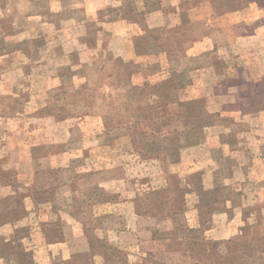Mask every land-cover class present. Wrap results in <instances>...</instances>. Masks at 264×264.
Here are the masks:
<instances>
[{
    "label": "crops",
    "instance_id": "1",
    "mask_svg": "<svg viewBox=\"0 0 264 264\" xmlns=\"http://www.w3.org/2000/svg\"><path fill=\"white\" fill-rule=\"evenodd\" d=\"M111 1L0 0V264H24V252L34 264H66L91 252L94 238L137 254L138 264H173L159 235L172 219L141 205L139 180L111 153L130 141L124 126H108L124 107L127 56L130 84L177 69L189 84L171 106L199 98L217 106L219 128L194 146L200 158L178 162L217 190L206 236L237 237L249 213L264 222V7L226 25L212 12L190 18L184 49L170 56L164 45L116 46V30L97 20ZM147 1L134 4L145 10ZM186 3L161 0L178 12ZM175 14L164 15L167 29L181 22ZM220 62L241 79H226Z\"/></svg>",
    "mask_w": 264,
    "mask_h": 264
},
{
    "label": "trees",
    "instance_id": "2",
    "mask_svg": "<svg viewBox=\"0 0 264 264\" xmlns=\"http://www.w3.org/2000/svg\"><path fill=\"white\" fill-rule=\"evenodd\" d=\"M210 3L213 14L216 15L227 11V8H229L228 5L227 7H222L213 0ZM234 4L239 6L240 2ZM260 6L264 7V3L260 4ZM129 7H132L131 11L142 14L147 9H150L151 6L148 0L145 10H139L134 2ZM188 20L187 18H182V25L164 32L165 35H162V37L165 39L163 41L159 37H153L151 30L138 37L137 40L142 41L145 38L143 36L149 35L151 40L156 41L154 45L150 44L149 47L164 45L170 56L179 54L184 49V42L187 39L186 32H182L181 27ZM176 34L179 35V40L175 37ZM171 42L173 45L170 44ZM149 47L142 48L136 45L135 49L137 53H144ZM119 63L123 68L120 72V80L127 86L125 102L124 107L117 112L118 114L115 118L110 120L108 126H124L130 136L129 145L140 156L162 158L164 163L178 161L181 149L185 146L197 144L201 140L205 133V126L213 124L215 113L209 114L206 112L205 99L203 98L183 100L178 102L175 107L170 105L171 101L179 98L178 90L189 84V80L183 71L173 69L169 72L170 78L159 81H145L142 84H130L129 78L134 71L133 62H125L120 59ZM173 77L176 78L173 79ZM162 191L164 195L159 197L156 196L157 191L144 192L140 198L141 205H145L147 211L153 213L160 220L172 219L173 228L159 234L164 239L169 240L168 252L179 253L183 256L188 255L189 264H202L200 259H208L210 255H213L211 253L213 251L211 247L204 248L206 243L194 242V237L190 236V233L197 230L188 226L187 222L181 217L187 206L184 197V187L182 185L177 187L175 192L172 187L163 188ZM179 199L180 203L178 202ZM217 200L216 189H203V193L199 194L197 208L199 209V220L204 230L210 225L212 212L215 209ZM156 205H160L161 210H156ZM257 218L260 234L264 237L263 216L257 215ZM247 223L248 221L241 228V233L237 237L213 241V246L215 243H221L222 241L227 245L228 254H236L235 257L230 259H228L230 255L225 256L223 258L224 264H239V260L237 261L238 256L256 251L254 244L253 246L250 245V250L247 246L238 244L241 239L247 236ZM96 247L104 248L108 258L112 256L113 252L123 254L124 257L120 259L123 264H127V257H125L128 254L127 251L120 250L98 238L92 240L91 252L80 254L76 258L91 260L92 257L90 255L93 254ZM205 250L208 253L205 254ZM23 256L24 264H34L31 253L24 252ZM76 258L69 263H74ZM214 259L208 264L219 263L215 262Z\"/></svg>",
    "mask_w": 264,
    "mask_h": 264
},
{
    "label": "rangeland",
    "instance_id": "3",
    "mask_svg": "<svg viewBox=\"0 0 264 264\" xmlns=\"http://www.w3.org/2000/svg\"><path fill=\"white\" fill-rule=\"evenodd\" d=\"M150 1V9L144 11V13L139 14L138 12L131 11L132 7H129L134 0H112L108 5L100 8L97 15V20L104 26L113 27L118 33V39H116V46H120L123 44L128 49H132L138 45L139 47H149L150 44H155L156 41L151 40L149 35H145L142 41L137 40L138 37L146 34L149 30H151V35L154 37L161 38L162 35H165L168 29L164 22V15L180 13V17L190 19L194 16H204L213 10L211 8L212 0H196L194 3L195 7H192L191 3L187 0L185 4V10L178 12L175 9H165L162 8L161 0H149ZM216 1L220 6H229L227 11L219 14L220 21L227 23V21L233 16H242V17H250L259 13L260 4L264 3V0H213ZM240 2V5L237 4ZM175 14V15H176ZM176 17V16H175ZM106 24H103V23ZM182 23H176L175 27H179ZM179 40V35L176 36ZM173 45V43H170ZM136 51V49H135ZM153 59V58H152ZM125 62L132 61L127 57L124 59ZM219 69L224 72L226 75V79L229 80H239L241 79L240 75H233L234 72L226 69V64L220 62ZM170 72V71H169ZM169 72L161 74L157 80L151 81H159L166 78H170ZM255 78H258V74L254 75ZM176 77H173L175 79ZM136 83V84H142ZM206 99V98H205ZM217 106L210 99L205 100V110L207 113H214V110ZM219 127H214L209 124L205 126V134L208 136L212 134V131L218 129ZM196 144L189 145L188 150L183 152V149L180 150V155L178 161L164 163L162 158H152V157H142L137 152L132 150V147L127 144H122L118 142V144L112 150V154L117 159V163H123L125 168V172L127 175H135V177L140 182L141 191L147 192L150 190L157 191L156 196L164 195L162 189L166 187H172L173 191H177V187H184V197L186 203V210L183 212L184 214L181 216L183 220L187 222V225L196 229L190 233V236L194 237V242L206 243L204 248L211 247V252L213 255H210L207 259H200V262L203 264H208L214 258L215 264H224V257L230 255L228 259L236 256L235 253H229L227 251V245L222 241L221 243H215L213 246V241H217V239H212L206 236L205 230L202 227V224L199 220V209L197 208V204L199 202V194L203 193V175L202 171H199L195 174H190L188 171V167L186 165L180 166L178 164L179 160L183 158V160L192 161L200 158V152L194 147ZM193 146V147H192ZM215 156L218 155L217 152L214 153ZM183 156V157H182ZM252 174V173H251ZM251 177V176H250ZM252 178V177H251ZM253 179V178H252ZM251 182H253L251 180ZM185 185V186H184ZM203 188V189H202ZM206 190V189H204ZM216 193V192H214ZM216 195V194H215ZM198 196V198H196ZM214 197V196H213ZM180 203V199L178 200ZM158 206V207H157ZM160 205H156V210H161ZM264 213V209L262 210ZM180 217V218H181ZM247 231L246 237L241 239L238 244L247 246L250 248V245L256 247V251L252 253L242 254L237 257V261L239 260V264H264V237L260 234V227L258 226V218L257 214L254 212L253 214L249 213L247 218ZM8 230V228H7ZM34 237L38 238L36 233H34ZM191 237V238H192ZM203 240V241H202ZM237 244V243H236ZM98 246V245H97ZM250 250V249H249ZM128 252V251H127ZM208 251L205 250V254ZM176 256H168L165 261H170L176 264H189V256H183L182 254L175 253ZM91 260H87L84 258H76L75 262L66 263V264H123L121 261V257H124L123 254H119L113 252L112 256L108 258L107 253H105L104 248L96 247V250L93 252ZM127 257V264H138L140 263V258H138L137 254L132 252H128L125 256ZM152 258V256L148 257ZM148 258H145L148 259ZM158 258L163 259V257L158 256ZM164 260V259H163ZM232 260V259H231ZM231 262V261H230ZM214 264V263H212ZM229 264V263H227ZM238 264V263H237Z\"/></svg>",
    "mask_w": 264,
    "mask_h": 264
}]
</instances>
